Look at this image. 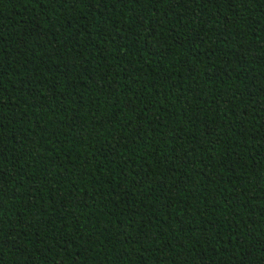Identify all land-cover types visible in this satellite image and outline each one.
Wrapping results in <instances>:
<instances>
[{
  "label": "trees",
  "instance_id": "obj_1",
  "mask_svg": "<svg viewBox=\"0 0 264 264\" xmlns=\"http://www.w3.org/2000/svg\"><path fill=\"white\" fill-rule=\"evenodd\" d=\"M167 4L0 0V264H264V0Z\"/></svg>",
  "mask_w": 264,
  "mask_h": 264
},
{
  "label": "snow or ice",
  "instance_id": "obj_2",
  "mask_svg": "<svg viewBox=\"0 0 264 264\" xmlns=\"http://www.w3.org/2000/svg\"><path fill=\"white\" fill-rule=\"evenodd\" d=\"M64 2L68 3L69 0H64ZM97 2H99V0H71V3L73 4V6L77 4H83L90 10V12H94L96 10L95 4ZM154 2L160 3L162 2V0H154ZM136 3H139V0H136ZM208 3H212V0H205V4H208ZM229 3H231V0H229ZM185 5H186V0H169V4H167L166 7L180 9L182 7H185ZM184 15L186 16L187 12H185ZM84 18L86 19L87 17L85 16ZM178 23H179V20H178ZM184 26L187 27L188 25H184ZM152 34L155 35V33H152ZM104 51H107V49H105ZM0 67H2V65H0ZM2 225H3V221L0 220V231L3 230ZM25 227H27V225H25ZM241 243H243V241Z\"/></svg>",
  "mask_w": 264,
  "mask_h": 264
}]
</instances>
